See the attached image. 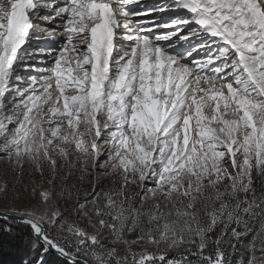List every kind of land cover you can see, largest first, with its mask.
<instances>
[{"label": "snow or ice", "instance_id": "obj_1", "mask_svg": "<svg viewBox=\"0 0 264 264\" xmlns=\"http://www.w3.org/2000/svg\"><path fill=\"white\" fill-rule=\"evenodd\" d=\"M0 161L19 264H264V0H0Z\"/></svg>", "mask_w": 264, "mask_h": 264}, {"label": "rangeland", "instance_id": "obj_2", "mask_svg": "<svg viewBox=\"0 0 264 264\" xmlns=\"http://www.w3.org/2000/svg\"><path fill=\"white\" fill-rule=\"evenodd\" d=\"M35 32H36V35H39V36L47 35V33H43V34L40 33L39 30H35ZM31 47L33 49H43V48H47V45L43 40L37 41L36 39H33ZM42 53L43 52L35 51L33 54L40 57L42 56ZM33 63H35V61H33ZM3 163H4L3 161H0V171H2ZM7 179L11 181L12 177L9 176ZM103 179H107V178H103ZM25 180L27 182V177H25ZM31 203H34V201L31 199L29 194L26 192L24 193V196L22 197V199L18 201L16 204L4 203L2 200H0V211L3 212L5 209L11 210L13 208H20L23 204H31ZM5 257H6L5 260H7V263L18 264L21 259V254L18 251L17 252H7Z\"/></svg>", "mask_w": 264, "mask_h": 264}, {"label": "trees", "instance_id": "obj_3", "mask_svg": "<svg viewBox=\"0 0 264 264\" xmlns=\"http://www.w3.org/2000/svg\"><path fill=\"white\" fill-rule=\"evenodd\" d=\"M0 264H13V263H7V260H5V255L7 252H17L13 245L5 238L3 244H0ZM49 264H59V260L56 256L50 255L48 257ZM19 264V263H18Z\"/></svg>", "mask_w": 264, "mask_h": 264}, {"label": "bare ground", "instance_id": "obj_4", "mask_svg": "<svg viewBox=\"0 0 264 264\" xmlns=\"http://www.w3.org/2000/svg\"><path fill=\"white\" fill-rule=\"evenodd\" d=\"M39 23L41 24V25H44L46 22H44V21H39ZM49 27H55V25H50ZM36 30H39V32L40 33H46V32H44L41 28H37ZM39 36V35H38ZM58 39H60L59 37H58ZM37 40V39H36ZM37 41H40V40H37ZM45 42V41H44ZM46 43V42H45ZM46 45H47V43H46ZM47 47H48V45H47ZM44 55V53H42V56Z\"/></svg>", "mask_w": 264, "mask_h": 264}, {"label": "water", "instance_id": "obj_5", "mask_svg": "<svg viewBox=\"0 0 264 264\" xmlns=\"http://www.w3.org/2000/svg\"><path fill=\"white\" fill-rule=\"evenodd\" d=\"M1 212V211H0ZM54 255V254H53ZM55 256V255H54Z\"/></svg>", "mask_w": 264, "mask_h": 264}]
</instances>
